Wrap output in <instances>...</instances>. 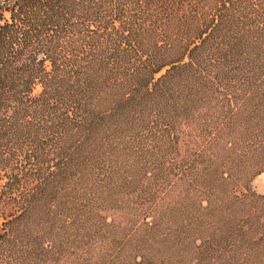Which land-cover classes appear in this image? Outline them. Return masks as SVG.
I'll use <instances>...</instances> for the list:
<instances>
[{"label":"trees","instance_id":"16d2710c","mask_svg":"<svg viewBox=\"0 0 264 264\" xmlns=\"http://www.w3.org/2000/svg\"><path fill=\"white\" fill-rule=\"evenodd\" d=\"M8 13L4 264H264L250 188L264 172V0H12ZM110 209L141 220L108 222Z\"/></svg>","mask_w":264,"mask_h":264},{"label":"rangeland","instance_id":"374dc122","mask_svg":"<svg viewBox=\"0 0 264 264\" xmlns=\"http://www.w3.org/2000/svg\"><path fill=\"white\" fill-rule=\"evenodd\" d=\"M12 3V0L9 1L8 7H0V18L6 19L9 15L8 9ZM38 86L35 87L33 92L38 91ZM182 131L179 133V143H178V149L180 151L181 155H186L187 152L190 150L191 144V130L187 124L182 125L181 127ZM2 183V181L0 182ZM250 188L253 192L259 195L264 194V172H261L256 175H252L250 178ZM165 199H168L167 196L164 197ZM162 202V201H160ZM14 211V207L11 208L10 205L6 204H0V214L1 212H10V210ZM103 215L107 218L108 222L112 223H121L125 224L126 226H132V223H138V221L141 220V218L136 219V222H133L134 218L128 211L126 210H119V209H110L103 211ZM264 220V217H263ZM1 221V220H0ZM134 227V226H133ZM0 232H1V226H0ZM5 258L0 257V263L4 264Z\"/></svg>","mask_w":264,"mask_h":264},{"label":"built area","instance_id":"2783aa9c","mask_svg":"<svg viewBox=\"0 0 264 264\" xmlns=\"http://www.w3.org/2000/svg\"><path fill=\"white\" fill-rule=\"evenodd\" d=\"M10 0H0V7H8Z\"/></svg>","mask_w":264,"mask_h":264},{"label":"crops","instance_id":"0c3cea01","mask_svg":"<svg viewBox=\"0 0 264 264\" xmlns=\"http://www.w3.org/2000/svg\"><path fill=\"white\" fill-rule=\"evenodd\" d=\"M1 22V21H0Z\"/></svg>","mask_w":264,"mask_h":264}]
</instances>
